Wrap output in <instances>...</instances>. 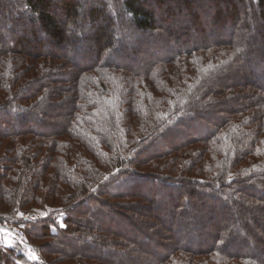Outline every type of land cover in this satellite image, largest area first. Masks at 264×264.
Here are the masks:
<instances>
[{"label": "trees", "instance_id": "1", "mask_svg": "<svg viewBox=\"0 0 264 264\" xmlns=\"http://www.w3.org/2000/svg\"><path fill=\"white\" fill-rule=\"evenodd\" d=\"M164 1L0 0V264H264V0Z\"/></svg>", "mask_w": 264, "mask_h": 264}, {"label": "rangeland", "instance_id": "2", "mask_svg": "<svg viewBox=\"0 0 264 264\" xmlns=\"http://www.w3.org/2000/svg\"><path fill=\"white\" fill-rule=\"evenodd\" d=\"M174 1H177V0H165L164 1V4L165 5H167V4H170V5H172L173 6V8L175 9V7H177V5H176V3L174 2ZM174 5H175V7H174ZM166 9V7L163 5V12H161V14H163L164 13V10ZM260 21V24H258V26L259 25H261L260 26V28H261V30L263 29V22H262V20L260 19L259 20ZM231 30H232V27H231V25H229L228 27H227V33H226V36H228V35H230V32H231ZM86 32H88L89 33V31H88V29H86ZM128 36V35H127ZM261 74V73H260ZM149 188V185L146 183V184H140V186H139V189L141 190V191H145V190H147ZM162 192H164V191H162ZM160 209H161V212H162V217H167L168 215H169V213H170V210L172 211V208H171V206L170 205H168V203H162L161 204V206L159 207ZM204 208V207H203ZM155 209H158V206L156 207L155 206V208H154V210ZM39 210V212H43V214H45L47 211H44L43 209H42V207H41V209H38ZM118 212H120V211H118ZM122 212V211H121ZM126 212H129V211H126ZM144 213H145V210L144 209H140L139 210V213L137 214V215H139V216H141V218H144V217H146L145 215H144ZM201 213H204V214H206V211H205V208L201 211ZM111 215H116L117 216V214L116 213H111ZM208 215V216H207ZM206 216L208 217V218H206V220H204L203 221V223L204 224H210V215L209 214H207ZM102 218H106V216H103ZM261 218H262V220H263V216H261ZM119 219H120V217L118 216V222H116L115 224V228H119L118 226H121V228H122V233L123 234H127V233H129V230L128 229H130V228H132L131 227V224L128 222V220L125 218V217H123V216H121V220L119 221ZM171 220H168L167 222H170ZM264 221V220H263ZM9 222V221H8ZM12 226H14L13 224H12ZM17 226V225H16ZM19 226V225H18ZM139 226V227H138ZM138 226H136V233L138 234V236H139V230L140 229H142V225H138ZM20 227V226H19ZM53 228H55V227H53ZM3 231V229H0V231ZM56 229H54V231H55ZM121 231V230H120ZM3 233H7V231H4ZM2 236H4V234L2 235ZM1 236V238H0V240H3V237ZM8 235H6V237H7ZM16 240H18L19 241V239H17L16 238ZM15 238H9V236H8V239H7V241H2V242H4L3 244H13L15 241ZM27 245H25V247H26ZM28 247V246H27ZM30 247H32V246H30ZM29 247V248H30ZM32 250V249H31ZM103 253L104 254H108V253H110L108 250H104L103 251ZM34 255V257H36V254H33Z\"/></svg>", "mask_w": 264, "mask_h": 264}, {"label": "built area", "instance_id": "3", "mask_svg": "<svg viewBox=\"0 0 264 264\" xmlns=\"http://www.w3.org/2000/svg\"><path fill=\"white\" fill-rule=\"evenodd\" d=\"M2 229H6L14 234V236L20 240L26 237L25 230L22 227H14L11 223L6 222L4 224H0Z\"/></svg>", "mask_w": 264, "mask_h": 264}, {"label": "crops", "instance_id": "4", "mask_svg": "<svg viewBox=\"0 0 264 264\" xmlns=\"http://www.w3.org/2000/svg\"><path fill=\"white\" fill-rule=\"evenodd\" d=\"M0 229H2V228L0 227ZM4 231H7V230H6V229H3L2 233H3ZM3 234H4L5 236L8 235L9 238H12V237L15 238L14 234H13L12 232H10V231H7V233H3ZM0 236H1V235H0ZM8 236L5 237V238L2 236V237L4 238L3 240H4V241H7ZM3 240H0V241L2 242ZM1 242H0V243H1ZM2 243H4V242H2ZM5 245H11V243H10V244H5ZM29 247H30V246H28V247L26 246V247L24 248V252H25L26 254H29V256L32 257V258H36V257H34V255H33V254L35 253V251L33 250L32 247H30V248H29ZM31 249H32V250H31Z\"/></svg>", "mask_w": 264, "mask_h": 264}, {"label": "snow or ice", "instance_id": "5", "mask_svg": "<svg viewBox=\"0 0 264 264\" xmlns=\"http://www.w3.org/2000/svg\"><path fill=\"white\" fill-rule=\"evenodd\" d=\"M63 225H61V227H62Z\"/></svg>", "mask_w": 264, "mask_h": 264}]
</instances>
